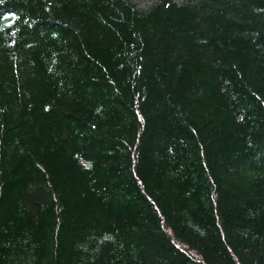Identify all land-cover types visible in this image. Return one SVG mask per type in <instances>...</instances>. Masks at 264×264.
I'll use <instances>...</instances> for the list:
<instances>
[{"label":"trees","instance_id":"16d2710c","mask_svg":"<svg viewBox=\"0 0 264 264\" xmlns=\"http://www.w3.org/2000/svg\"><path fill=\"white\" fill-rule=\"evenodd\" d=\"M0 264H264V0H0Z\"/></svg>","mask_w":264,"mask_h":264}]
</instances>
